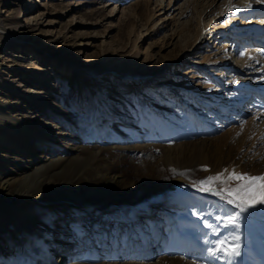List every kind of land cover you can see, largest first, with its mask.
<instances>
[{"label":"rangeland","instance_id":"obj_1","mask_svg":"<svg viewBox=\"0 0 264 264\" xmlns=\"http://www.w3.org/2000/svg\"><path fill=\"white\" fill-rule=\"evenodd\" d=\"M245 1L253 6L242 15L219 14ZM236 17L252 32L227 28ZM0 27L9 31L7 45L0 39L4 91L23 97L7 113L26 114L30 122L24 137L14 138L24 153L0 146V181L14 184L26 174L25 192L41 187L39 199L26 203L37 221L20 232L19 213L0 196V220L9 217L0 224V244H7L0 264H48L38 250L44 244L59 264H154L146 254L135 260L137 249L120 250L131 241L155 249V225L168 258L191 254L201 241L231 240L228 226L218 235L204 227L231 215V206L211 192L185 198L188 187L166 172L264 174V6L256 0H0ZM3 93L0 100H9ZM49 163L56 165L46 168ZM48 177L59 178L51 184L56 190ZM199 177L189 183L200 189L208 177ZM51 192L80 197L51 202ZM248 231L238 233L235 264H263L264 248L254 247ZM104 244L114 256H106Z\"/></svg>","mask_w":264,"mask_h":264},{"label":"bare ground","instance_id":"obj_2","mask_svg":"<svg viewBox=\"0 0 264 264\" xmlns=\"http://www.w3.org/2000/svg\"><path fill=\"white\" fill-rule=\"evenodd\" d=\"M243 3L244 4H243V6L241 8V11H238V12L233 11L234 12L233 15H236V16L237 15H242L239 12H242V11L247 12L246 10L252 9V7L251 8H248L247 6L244 7V5L246 4V1L243 2ZM263 4L264 3H261V7L264 6ZM229 7H230V5H229ZM228 8L226 7L225 9H222V11L219 14H225L226 13V14H231L232 15V11H228ZM207 9L208 8L205 7V9H203L202 12H205ZM238 9H240V8H238ZM251 14H252V17H253L254 14L253 13H251ZM246 16L249 17V14L243 15V18H247ZM233 17H235V16H233ZM238 19L239 18L236 17L235 20H234V22H232L228 26L226 25L227 28H233V30H237V28L239 26V28L242 29L241 31H239V33H243L244 31H247V30L250 31V32H252L251 30H249L251 28H247L248 23H243V24H241V23H235V21L238 20ZM239 28H238V30H239ZM210 29H212V28H210ZM226 29H224V32L223 33H225V30ZM203 30H204L203 34L206 35V36L211 35V34L214 33V31L208 33V31H209L208 29H203ZM5 32H9V31L8 30H5L4 28L2 29L0 27V39H2L3 41H5V43L7 45L8 44V42H7L8 39L6 37ZM234 32H236V31H234ZM249 33H247V34H249ZM253 33L254 34H258L260 32L257 30V31H254ZM198 36H199L198 33L195 34L194 35V40H196ZM13 42H14V44H16L18 46L19 43L17 42V40L16 41H13ZM245 54L243 55V57L247 56V58H250V56H249L248 53L246 55ZM19 57H21V56H19ZM13 59H16L17 60L18 59V56H16ZM27 67H28V65H27ZM72 79H73V77L70 80H72ZM5 87H9V83L6 82L4 79H2V77H0V95H2V92H5V93L7 92V94H8V90H5L4 91V88ZM5 93H3V96L6 95ZM8 96H10L9 97V100H7V101L4 100V99L0 100V146L5 147V148H8V149L13 150V151H18L19 153L22 154V153H24L26 151V149H25V147L18 146L16 144V141H15L14 138H16V137H20V138L24 137L25 128L27 127V125L30 122L27 121L25 119V117L23 116V115H26V114H22V117L15 118V117H13V116H11L10 114L7 113L9 106L11 107L12 104L18 102L16 100H19V99H22L23 98L22 96H18V93L15 91V89H10L9 90V94L7 96H5V97L8 99ZM17 130H19V131L17 132ZM168 151H170V150H168ZM263 159H264V156H263ZM255 162H253L252 165H257V161H255ZM50 164L51 163H49L48 167H46V168H50V167L52 168V167H54L56 165L55 163H53L51 165ZM242 167L243 166H240V168H242ZM257 168H260V166L257 167ZM202 170L201 171L200 170H194V171H192L193 173H190V172H187V171H180L178 169H172L170 171H167L166 173L169 175L170 178L171 177L175 178V181H179V182H184L185 183V185L188 187V190L184 192L185 195H186L185 198H193L194 196L199 195V194H203V195H205L207 197V196H209L211 194L210 192H201L199 188L195 187L196 186L195 184L191 185V183H189V181H191L192 179L195 180L199 176H200L199 178H201V177H209L210 176V175H207L206 172H205L206 174L204 172H202ZM253 170L254 169H252L251 171H253ZM93 171H95V170H93ZM59 174L61 175V174H64V173H62L60 171ZM88 177H89V175H88ZM91 177H93V176H91ZM108 177L109 178L106 181L108 183H113V181H114L113 180V177H110V176H108ZM27 178H28V175L24 174L23 175V178L14 179V181H15L14 184H12V182H7V181H3L2 182V181H0V196H3L6 199V201L2 205H9V206L12 207V210H14L15 212H18L19 213V217H14V220L16 221V227H17L16 231L17 232H20L23 229L25 230V228H31L32 225L35 223V221H37L36 215H34L35 212L30 207L31 205L26 204V203L30 199H39L38 196H35V193L37 191H39L38 189H40L41 187H36V189H34V190H30L29 192H25L26 189H28L29 187H26L25 185H21V183H22V181H25ZM59 178H60V176H59ZM59 178L53 179V177H48L47 178L48 180H44V181H45V183H47L49 185V187L51 188V191H54V190H56L57 187H55V186H53L51 184H53L54 180H59ZM77 179L79 180V177ZM82 179H83V177H82ZM116 184H112L111 187L113 185L115 186ZM77 185H78V183H77ZM58 193L59 192H51V194L49 195V196H51L50 197V199H51L50 201L51 202L65 200V201H70L72 203H77L78 202L77 200L80 197V193L79 192L78 193H75V194H72V195H69L70 198H64L62 196H54V195H56ZM31 194H34V195H31ZM183 196H184V194H183ZM52 197H54V198H52ZM215 197H218V196H215ZM15 202H17V203H15ZM218 207H219V210L221 208H224L223 206H218ZM218 212H220L221 214H223V211H218ZM244 216L247 217L246 218L247 224L246 225H241L239 231L241 232V231H244V229H247L248 228L250 230V232H251L250 233L248 231L251 234V239L253 241L254 247L264 248V245L262 244L264 242V206H259L257 210L250 211L249 213L244 214ZM4 220H9V217H6V218L0 220V224L1 225H4L5 224V221ZM199 228L201 229L199 232H201L203 234V236L205 235V233H206V235L208 234L207 229H204L203 230L202 229L203 227H199ZM224 229H226L228 231L230 230L231 233H233L235 231L231 227H226ZM39 232H41V230ZM2 233L3 232L0 230V237H1ZM45 233H46V230H45ZM218 233H221L222 234V230H221L220 227H219V232ZM36 237L38 239H40L41 241H43V242H45L47 240V239L45 240V237L42 238V236L40 235V233H38L36 235ZM162 238H163V236H161V234L158 231L157 226L155 225V226H153V230H152V234H151V243H153L152 245L155 246V249H153V250L149 249L150 247H147L148 245L146 244V241L141 242V244H139L137 246H135V245L132 246V241H131V244H129L126 247V250H124V248H122L120 250V253L121 254L127 253L128 255H130L131 252H132V249H137V251L139 253H137V255L134 256L135 260L140 259L141 258L140 255L141 254H143V255L146 254V257H144L142 255V258L144 257L145 259L146 258L151 259V260L155 261L154 264H223V262H224V259H223V257H222L221 254L217 253L215 256L209 254L208 249L211 248V247H213L212 241L208 245H205V243L203 241H201V244H203L204 246L198 244V248L195 249V250H194V247H192L193 248L192 253L191 254H188L187 256H182V257H179V258H168L167 255H164L162 252H160L161 251V246L163 244L162 241L160 242V240ZM217 239H223V238L219 237ZM22 240H23V243H24V246H25V244L28 243V239H22ZM211 240H213V239H211ZM160 243H162V244H160ZM159 244H160V246H159ZM6 245H7L6 242L0 244V252L6 250V248H7ZM38 250H39V252H41L44 255H46L45 256V259L47 261H49L48 264H59L58 262L56 263L55 261L52 260V254H48L47 255L46 245L45 244H44L43 247L39 248ZM104 250L106 251V254H109V255H106L105 254L106 256H108V257L114 256L113 253H112V255L110 254V251H112V250H110L108 248V245L107 244H104ZM113 252H115V251H113ZM260 256H264V250L262 251V254ZM263 260H264V258H263ZM63 261H64V259H63Z\"/></svg>","mask_w":264,"mask_h":264},{"label":"snow or ice","instance_id":"obj_3","mask_svg":"<svg viewBox=\"0 0 264 264\" xmlns=\"http://www.w3.org/2000/svg\"><path fill=\"white\" fill-rule=\"evenodd\" d=\"M231 2L232 0H229V4ZM256 3H264V0H256ZM247 7L251 8L252 4L248 3ZM228 11L238 12L241 9L229 7ZM243 55L244 53H241V56ZM242 125L243 122L241 123V127ZM225 172H228V170L225 169L215 176H209L206 180L200 181V191L211 192L213 195L218 196L221 201L231 206L233 210L232 214L226 217L216 216V226L204 221V227L213 229L212 235H218L219 227L221 226H228L235 230L231 240L228 237L217 239L213 247L208 249L210 255L215 256L217 253L221 254L225 264H235L236 257L240 255V236L238 234L240 224L238 221H240L244 214L257 210L259 206H264V174L251 175L248 173H238L233 170L225 177ZM217 183L220 185L219 188L216 187ZM192 215L202 219L196 212H193ZM222 220L223 224L221 225L220 222Z\"/></svg>","mask_w":264,"mask_h":264},{"label":"water","instance_id":"obj_4","mask_svg":"<svg viewBox=\"0 0 264 264\" xmlns=\"http://www.w3.org/2000/svg\"><path fill=\"white\" fill-rule=\"evenodd\" d=\"M123 207H126V205L125 206H122L121 208H123Z\"/></svg>","mask_w":264,"mask_h":264}]
</instances>
